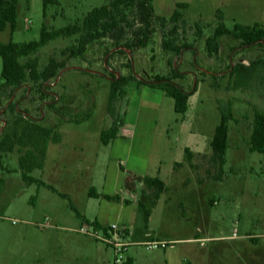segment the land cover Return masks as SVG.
Returning a JSON list of instances; mask_svg holds the SVG:
<instances>
[{
	"label": "rangeland",
	"instance_id": "374dc122",
	"mask_svg": "<svg viewBox=\"0 0 264 264\" xmlns=\"http://www.w3.org/2000/svg\"><path fill=\"white\" fill-rule=\"evenodd\" d=\"M16 1V27L13 32L0 30L2 42L37 40L43 25L52 30L81 23L93 7L110 0H56L47 5L45 13L43 0ZM178 2L187 3V7L178 8L183 20L176 23V31L169 34L174 23L163 27L155 20L147 46L132 54L120 50L137 28L133 14L119 44L104 38L94 42L82 58H69L65 48L74 44L77 36H68L50 40L35 53L39 70L51 57L64 62L59 81L49 86L55 92L51 96H59L55 100L58 105L67 97L72 106L67 113L80 121H61L56 130L63 135V142L51 143L42 168L29 173L55 191L24 182L17 149L0 158L5 167L0 169V264H113V250L105 247L104 241L80 232L79 236H87L90 244L98 246L96 251L44 222L52 212L58 218L82 217L89 185L101 189L104 175L119 161L125 165L118 168L128 176V184L134 181V173L145 171L168 186L153 210L150 230L155 234L146 240L177 239L151 248L146 242L131 245L127 254L135 256L134 264H186L184 259L189 264H264V152L249 149L254 108L264 109V65L258 66L257 79L249 89L227 87L234 64L264 58V43L243 46L238 39L223 36L216 52L208 51L205 43L219 22L218 11L229 29L235 23L264 25V0H152V5L155 13L168 18ZM170 38L182 48L180 52L162 48V41ZM172 66L179 72L174 81L187 91L194 89L187 110L176 113L173 99L162 90L130 81L126 93L114 103L123 127L129 130L124 139L127 146L117 156L100 140L101 131L112 122L106 108L109 72L152 79L170 76ZM1 68L0 57V83ZM20 89L18 99L11 91L0 94V109L9 104V110L0 112V120L7 123L3 132L21 128L25 122L19 113L29 120L39 118L41 124L46 118L50 122L49 116L53 123L59 122L46 104L51 99L41 104L34 88L26 96L23 87ZM225 101L231 102L233 117L228 121L224 170L219 173L211 159L210 141L220 121L219 105ZM90 110L91 115L81 119ZM72 144L84 146L75 152ZM15 147L19 153L26 150ZM95 153L99 159H94ZM144 192L142 198L149 203L155 189L144 184ZM71 199L77 210L71 208ZM247 233L252 235L246 238ZM142 234L143 221L137 218L134 236ZM187 237L193 240H180ZM255 240L259 242L255 244ZM122 241L129 243L127 234Z\"/></svg>",
	"mask_w": 264,
	"mask_h": 264
},
{
	"label": "trees",
	"instance_id": "16d2710c",
	"mask_svg": "<svg viewBox=\"0 0 264 264\" xmlns=\"http://www.w3.org/2000/svg\"><path fill=\"white\" fill-rule=\"evenodd\" d=\"M56 0H43V11L49 3H54ZM177 8L167 18L162 15H156L152 0H110L107 4L93 7L82 19L81 23H73L60 27L58 29L49 30L45 25L42 26L40 36L37 40L15 42L10 39L7 42L0 41V57L2 62L0 83V94L11 91L13 94L16 90L23 87L25 96L33 88L38 92L40 103L46 102L49 109H52L56 115L70 121H80L75 119L74 115L67 113L70 111L64 104H56L54 97L51 96V88L49 81L58 76L63 69L66 68L64 62H59L51 57L41 70L38 68V60L35 58V53L39 48L52 39L59 37L77 36L74 44L65 48L69 52V58L83 57L90 49L91 45L104 38H109L114 44L124 39L127 33V27H130V15H135L137 20V28L132 30V37L129 42L122 45L120 50L123 53L132 54L134 49L146 47L151 34L153 33V22L159 23L165 27L168 22L174 23L169 34H173L177 27L176 23L182 21L183 15L178 8L187 7V3L178 2ZM218 24L215 27L213 34L206 38L205 43L208 51L216 52L219 47V41L223 36L233 37L238 39L243 46L264 43V25L255 23L253 25H243L235 23L232 29L225 26L222 21V14L218 11ZM17 19V1L16 0H0V30L9 28L11 32L16 27ZM173 39H165L162 41V48L180 52L182 48L172 44ZM121 46V45H118ZM170 63V62H169ZM264 65V58L251 60L249 64H234L230 70L232 75L231 81H228L229 89L242 88L249 89L252 83L257 79L258 66ZM173 67V66H172ZM172 69L174 71H172ZM170 76H155L152 79H137L133 74H117L109 72V92L107 96L106 108L109 116L112 118L111 125L102 130L100 140L103 144L108 143L115 138L122 125L121 118L118 117L114 107L115 101L126 93V85L136 80V84H147L151 87L158 88L165 95L170 96L174 102V111L176 113H184L188 107V98L191 91H187L184 87L174 81V78L179 74L178 69L172 68ZM118 75V76H117ZM264 83V76L261 78ZM36 86V87H35ZM14 111H17V105L14 106ZM7 110L9 104L7 103ZM220 121L215 126L214 134L210 141L212 150L211 159L218 165V172L222 173L225 164V154L227 149L228 139V121L232 119L231 102L225 101L219 105ZM21 119L26 118L25 123L18 130L17 128L11 132L0 133V158L1 152L12 151L15 145L21 148H26L24 153H21L18 158L21 168V176L25 183L29 184L36 182L39 185L48 187L55 191V188L46 184L44 181L32 177L29 173L34 169H41L43 160L46 155V146L49 140L59 141L60 135L56 130V124L42 125L38 119L31 118L29 120L25 115L19 113ZM91 115V110L87 111L81 119H86ZM33 119V120H32ZM250 151L264 152V109L254 108L253 127L249 141ZM188 159L189 152L187 153ZM0 169L5 170L0 159ZM146 186H151L155 189L153 198L149 203L139 202L138 207L143 214L144 222L148 221L150 215V207L155 204L160 193L165 190L164 182L157 176L142 178ZM0 182L2 179L0 178ZM63 197H67L64 193H59ZM107 200L118 199L117 194L103 195ZM71 208L75 209L73 204ZM79 215V213L76 211ZM93 226L101 227L96 221L92 222ZM106 230V229H104Z\"/></svg>",
	"mask_w": 264,
	"mask_h": 264
},
{
	"label": "crops",
	"instance_id": "0c3cea01",
	"mask_svg": "<svg viewBox=\"0 0 264 264\" xmlns=\"http://www.w3.org/2000/svg\"><path fill=\"white\" fill-rule=\"evenodd\" d=\"M155 14L160 15L157 13H155ZM162 16H165V15H162ZM243 25H246V24H243ZM87 74L93 75L94 73H87ZM137 85H140V84H137ZM19 90H21V89L19 88L13 94V96L15 98H17V94H18ZM108 92H109V88H108ZM67 101H68V98L67 97L64 98L63 104L66 105V107L68 109H71L72 106H70L68 103L69 101L68 102ZM106 102H107V100H106ZM71 111H72V109H71ZM27 114L29 116V113H27ZM56 117H58V120H59L58 123H53L51 116H49L48 119L50 120L51 123L46 122V119H47L46 118L45 120L43 119L42 125H44L45 123H47V125L56 124L57 125L56 128H58V126L61 124V121H63V122L64 121H70L69 119H66V118H62L59 116H56ZM23 118H25V117H23ZM22 121L25 122L26 118ZM39 121L40 120H38V122ZM4 122H5V120H3V121L0 120V125H1L0 126V133L2 130L5 129L4 128L5 124H7L6 122L4 124ZM73 122H76V121H73ZM77 122H79V121H77ZM123 124H124V122L122 123V125L119 128V132H118L116 138L111 139L108 143L105 144V146H108V147L110 146L112 148V151L114 153L116 152L115 154L117 156H119L123 152L124 148H126V146H127L124 139H127V135H128L127 133H129V130L125 129V127H123ZM58 133L60 135L59 141L49 140L47 142L45 158L48 155V150H49V146L51 143H62L63 142V135L59 131H58ZM119 138H120V140H119ZM82 146H84V145H76V146H74V144L71 145L73 151H75V152L77 151L78 147L81 148ZM16 149L18 151V155H20L21 153H19V149L17 147H14V150H16ZM25 149L26 148H24V150ZM73 151H72V153H74ZM8 152H1V154L5 155ZM97 158L99 159V154L95 153L94 159L96 160ZM91 160H92V158L89 160V162ZM175 162H180V161H175ZM175 162H174V164H175ZM174 164L171 168L172 172L175 171ZM118 165H119V167H120V165L125 166L120 161L118 164L111 166V169L106 172V175H104L103 183L101 185V189H97L95 186L89 185L88 190H86L87 198L84 200L83 210L80 209V210H82V211H80V214L82 217L77 216L78 218H74V217L66 216V217L58 218L52 212L50 214L51 217L49 218V220H46L44 222V224L47 226L53 227L55 229H60V230L64 231V233L67 235H71L73 237L79 238L80 240H83L85 245H88L92 242H90L88 240L90 238H88L87 236L82 237L83 234H82V236H79L80 235L79 228L83 225L84 226H91L93 221H96L102 228H107V227L112 226V225H115L118 228H122V227L127 228L128 229L127 240L129 242V245L127 247V251L131 245H138L141 243L144 244L145 242L149 241V240H146V238H151L150 236H152V235L154 236V234H155L154 232H152L150 230V225H151V221H152L153 210L157 206L159 197L157 198L155 204L150 207V215H149L147 222H144L143 214L138 207V203L141 201V202L147 204V202L144 201V199L142 198L143 195L145 194L144 184H143L142 178L144 176H148V177H155V176L147 175L146 173H144L145 171L141 174H136L133 172L134 173L133 174L134 181H132L128 184L127 183L128 182V178H127L128 176H126L124 171H122L120 168H118ZM3 166H4V164H3ZM86 168H88V166H86ZM90 168L91 167H89L88 169H90ZM127 172H129V171H127ZM162 181L164 182V180H162ZM46 184H48V183H46ZM164 186H165L164 191H167L168 186L165 184V182H164ZM163 192H161L160 195ZM105 194H107V195L117 194L119 196V198L115 199V200H107L103 197V195H105ZM67 196H69L71 198L70 194H67ZM94 199L97 201L96 203L94 202ZM72 202L74 203L73 200H72ZM73 205L75 207L76 203H74ZM76 210H77V208H76ZM137 218H139V221L141 219L143 221L142 237H135L134 236V231L136 230ZM53 223H56L59 225L53 226ZM249 235H252V234L247 233L245 235L246 238ZM253 236H255V235H253ZM156 238H157V241L165 242L166 245L171 240H177V239L166 240V239H161L159 237H156ZM191 239L192 238L187 237V238H181L180 240H191ZM95 240L100 241L98 239H95ZM258 242H259V240L258 241L255 240V244H257ZM104 245H105V247H110L106 243ZM90 247L91 248L94 247V250H96V251L98 250V246L96 244L94 246L92 244H90ZM127 255L130 258V264H134L135 263V259H134L135 256L133 257L130 254H127ZM134 255H135V253H134ZM112 260H113V258H112ZM184 260H185L186 264H189L188 259H184ZM165 261L167 262L166 259H165ZM103 264H105V263L103 262Z\"/></svg>",
	"mask_w": 264,
	"mask_h": 264
},
{
	"label": "built area",
	"instance_id": "2783aa9c",
	"mask_svg": "<svg viewBox=\"0 0 264 264\" xmlns=\"http://www.w3.org/2000/svg\"><path fill=\"white\" fill-rule=\"evenodd\" d=\"M60 74L56 76L54 79H51L49 81L48 83L49 86H52L55 84L56 81L57 82L59 81ZM53 97L55 100H59L58 95L54 94ZM6 107H7V103L4 104L3 107H1L0 112H4ZM79 231L84 234L91 235L102 242L104 241V243L110 246L113 250V264H128L127 245H129V243L127 244V242L122 241L123 236L126 234L128 235L127 228L125 227L118 228L115 225L109 226L107 228H102V227L96 228L92 224L91 226H84V225L81 226L79 228ZM145 244L148 248H151V247H157L159 244H164V243L157 240L154 241L151 240V241H147Z\"/></svg>",
	"mask_w": 264,
	"mask_h": 264
}]
</instances>
